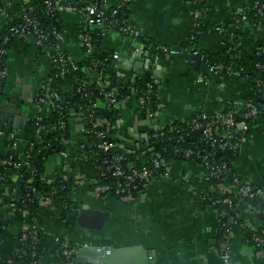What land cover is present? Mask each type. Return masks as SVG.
<instances>
[{"label": "crops", "instance_id": "1", "mask_svg": "<svg viewBox=\"0 0 264 264\" xmlns=\"http://www.w3.org/2000/svg\"><path fill=\"white\" fill-rule=\"evenodd\" d=\"M0 1L3 2L0 10L2 35L3 30L6 34L8 26L21 18L24 7L33 10L36 0ZM118 1L103 0V6H113ZM254 2L256 0H209L203 20L206 28L201 31L197 44L189 46L192 20L190 7L185 0H132L130 20L140 29L142 37L132 36L120 29L104 36L103 48L119 54L120 59L114 64L125 81L134 75L139 77L146 70L155 76L160 103L157 122L162 126L177 120H188L201 111L216 115L230 108L238 109L247 97L259 95L257 87L235 72L209 75L206 71L208 58L204 52L219 53L224 50L223 44L230 41V36L241 34L244 41L239 43L240 55H251L264 39V34L254 23L247 21L237 24L233 18ZM60 17L63 49L72 59L81 60V28L95 31L98 27L87 24L78 12L64 10ZM218 24L228 25L223 37L214 30ZM156 44L170 50L179 48V51L158 57L153 52ZM48 51H41L34 38H14L6 49L8 77L0 98V109L11 104L7 98L23 91L33 99L29 106H23L26 124L21 131L12 132L20 141L15 152L19 159L27 153L30 139L37 140L40 134L47 135L42 131L37 135L26 129L31 120L49 114L48 109L38 106L34 99L49 76ZM198 52L202 54L203 63L199 71H194L190 55ZM133 64L144 66V69L140 71L141 68H137L133 72L129 67ZM203 76L205 80H201ZM61 90L65 97L71 96L69 80L64 81ZM139 107L138 97L133 96L126 98L116 109L118 119L114 122V129L120 140L127 144L134 141L137 133L145 130ZM263 107L264 102L261 104ZM6 110L12 109L8 106ZM6 118L9 121L13 119L12 124L18 125L15 115H6ZM75 119L70 124L71 139L66 147L68 159L56 153L48 157L45 163L44 176L48 181L61 176L72 179L70 198L73 207L67 219L68 227L58 221L55 203L47 204L41 213L43 264L70 263L62 256L55 242L57 236L68 239L76 251L83 246L111 249L141 246L153 253L156 264H222L218 253L221 224L218 212L213 206L201 203L194 190V187L204 186L207 178L201 164L195 161L173 162L168 170L169 175L157 177L136 201L125 203L112 197H95L91 186L99 177L100 170L88 162L85 147L80 146L84 138L79 128L82 124ZM254 125L234 161L241 178L261 189L264 198V118L256 120ZM6 127L7 124L4 131ZM135 129L136 133H133ZM8 142V137L0 135V154L5 155L9 150ZM17 189L15 176L7 183L0 181L1 202H11ZM84 204L110 214L102 230H92L86 234L78 224V211ZM237 208L242 224L232 228L231 264H264V256L255 253L244 232V228L261 230L264 236L263 211L259 207L252 208L251 204L242 200L237 201ZM5 220L8 225L0 231V257L10 258L20 248L19 238L24 232L26 218L17 213L5 215Z\"/></svg>", "mask_w": 264, "mask_h": 264}, {"label": "built area", "instance_id": "2", "mask_svg": "<svg viewBox=\"0 0 264 264\" xmlns=\"http://www.w3.org/2000/svg\"><path fill=\"white\" fill-rule=\"evenodd\" d=\"M80 1L82 0H46L45 4L47 5L49 12L57 11L60 13L64 10L78 12L83 16L87 24H96L104 22L106 17V11L104 9L99 8L97 5L94 4H89L87 6L79 8L77 6V3ZM131 1L132 0H124V2L128 3H130ZM256 3L254 2L252 5L255 6ZM30 11L31 8L24 7L23 14L21 16L22 20L19 23L8 26L2 44H9V42L13 38L24 40L27 38H34L37 43V46L40 48L41 51L45 49L49 50L46 53L49 66L53 62V60H58V62L60 63L59 66L61 69L62 78L64 79V81L69 80L72 86V93L69 97L75 96V94L78 93L82 94L84 98H89V92L92 89V85L95 84L96 88L100 90V94L103 95V102L105 104L104 108L107 110H116L122 103L119 100L120 87L112 84L110 75L102 71L96 73L94 75V79L89 82L79 81L76 77L73 76V72L78 70V66L76 65V63H74V61L71 60V58L59 56V58L53 59V53L61 52V50H63V46H61L60 43L61 41L63 42L62 31L52 25H47L44 27L37 18L32 17L30 15ZM116 13L117 11L113 12V14ZM194 17L196 19L202 17L200 11H194ZM235 21L237 24H241L242 22L244 23L249 21V18L246 14H240V18ZM224 26V24H218L214 28L215 32L221 37L225 36L226 34V31L224 32ZM255 27L259 28L264 34V20L256 23ZM121 29H123V31H125L127 34H130L135 37H140L142 35L140 29L136 27V25L133 23L126 24L125 27ZM80 39L87 48V54H92L94 52V46L91 36L89 34L81 33ZM262 41H264V39ZM225 46L226 44H223L224 48ZM239 46L240 44L235 45L238 51L240 50ZM159 49L164 52L162 56L171 54V50L164 46H156L154 47L153 51ZM227 53L231 55V49H227ZM5 55L6 49L0 50V61L1 58ZM111 57L114 61L120 59V56L117 53L112 54ZM240 59L241 55L239 53L233 54V62L231 66H228L227 68H225L222 64L215 65L209 63V61L206 60V71L209 75H216L222 72H226L227 74L235 72L238 73L240 76H243L244 80L252 82V79H250L248 75L243 74L244 69L242 68ZM6 77H8L6 66L5 68L0 66V86L1 81ZM136 78H138L137 75L131 76V79L125 82L134 83ZM152 79L154 80V82H156L155 76H152ZM205 79V76L201 78V80ZM50 85L51 84H45L39 91L38 96H34L37 105L41 107H46L49 111L47 117L41 116L39 118H35L37 120V126L31 131H34L37 135H39L40 131L46 134H50L55 132L56 130H64L66 128H69L70 130V124H67L62 119H59V121L54 120V102L60 101L61 96L56 90L50 92ZM147 87L149 88L148 93L150 94L152 91V86L147 85ZM263 89L264 83L262 84V86L258 85V94ZM135 96L137 97V95ZM138 99L140 101V108L144 109L146 98L142 97ZM260 99H262L264 102V93L260 97ZM86 106L80 107V110H82V112H79L77 114L82 120L81 124L83 126V129H81V134L84 137L82 141L85 142V145L90 147V150L85 151L88 162H90L100 170L99 177L92 182L91 186L92 194L95 197H112L125 203L136 201L139 196L145 192V190L152 183V181L157 178V176H154V171L148 169L146 166L141 169L132 170L130 172L126 171V167L124 168L123 166V161L126 159V156L133 153V148L135 147H140L141 149H143L139 160L146 164L150 163L151 165H153L155 170L160 169L161 166H164L165 173L161 176L169 175V167L174 161L167 160L159 152H156L153 148L154 142H158V140H160V137L164 135L163 129L165 126H167H162L157 122V115L160 106L158 107L156 112H147L146 117L141 118L145 130L137 133L136 137H134V141L131 144H127L125 141L120 140L117 133L112 132L114 122L104 117L102 113H100V110L97 112L98 104L95 101H93L90 105ZM84 107L87 108L86 111L83 110ZM259 118H264V107H258L257 105H255L252 99L244 101L243 105L238 109L230 108L216 115H209L201 111L199 112V114H196L194 117H191L186 121L190 122L189 124L192 131L202 132L203 141L208 143V147L210 146L212 150L204 154L201 150L195 147L188 149H180L177 150L176 153L181 154L187 160L192 158L199 164H201V167L206 173V177H217L222 172L231 171L232 168L236 170L235 161L232 157H229L228 159L230 161L229 164L233 166L232 168L229 167L227 162H223L221 165H217L215 160H212L215 154L214 150L221 151V153L225 154L227 152H231L233 155L237 154L239 151H241L243 143L247 141L248 137L250 136L251 132L255 127L254 123ZM149 132H152V134H148ZM179 132H181V130L177 129L176 133ZM133 133H136V129ZM0 135L9 138L7 149L16 152L20 144V141L16 137V135L14 133H10L7 135L3 129H0ZM87 135L94 136L95 142H87ZM41 136L42 134L39 135L37 140L30 139L28 146H30L31 141L39 142ZM180 140L185 141V137L182 133L180 134ZM63 144L65 146V149L61 151L60 154L64 159L67 160L68 154L66 152V147L70 144V141L65 140ZM100 154L106 156L105 158H101V164L103 167L98 164V162L100 161L98 158ZM2 157L3 156L0 155V165L13 167L14 169L20 168L19 164H15L11 161V159L13 158L12 156L7 157L10 160ZM20 160L22 166L28 165L27 154H25V156ZM240 177L241 176L237 171V174L233 176L232 179H227V181L224 183L212 186L210 188V191L217 192L219 194H231V188H233L235 194L238 195L242 201H245L246 203L250 204L251 200L255 196L262 195V190L259 189L257 186H254L252 183L241 179ZM63 178L71 180L72 184L71 178ZM110 178H114L116 182L113 184L107 182V180H109ZM10 179H12V177H10L9 179H6L5 177H0V181L2 183H7L10 181ZM43 180H46L50 183H53L55 181H48L45 176H43ZM17 188V190L19 191L18 185ZM17 193L14 195V198L11 200V202L7 204L2 203L0 200V218L3 217L5 219V215L13 216L17 213L23 214V216L26 218V222L24 224V232H26L30 227V223L28 222V210L18 207L20 200H18L17 198ZM40 200L43 206H46L50 202L53 203L51 199L44 196H41ZM215 203L216 202H214L213 204ZM223 203L232 206V201L229 198L224 199ZM220 216L228 217V221L223 222L220 219L221 227L226 228V234L224 236L225 239L219 245L218 253L221 258L222 264H231L230 238L232 228L234 227H232L231 224L235 222V217L228 215L226 211H223ZM33 226L34 228H39V222L35 219L33 220ZM33 239L34 245H42V238L37 237V232L34 233ZM255 241L262 242L264 244V241H261L259 238H255ZM55 242L57 245H59L60 248H62V256L70 262L74 261V254L76 250L70 243V241L68 239H64V237L62 236H57L55 238ZM19 243L20 248L16 251L13 257H0V263L20 264L16 263V260H27V248L24 246V242L22 239H19ZM255 253L260 256H264V248L256 251ZM32 256L34 258H37L32 264H43L42 252H39L38 254L36 252H33Z\"/></svg>", "mask_w": 264, "mask_h": 264}, {"label": "trees", "instance_id": "3", "mask_svg": "<svg viewBox=\"0 0 264 264\" xmlns=\"http://www.w3.org/2000/svg\"><path fill=\"white\" fill-rule=\"evenodd\" d=\"M190 7L191 10V24H192V33L191 39L188 44H197L201 31L206 28V25L203 26L204 16L207 12V4L209 0H185ZM1 2V1H0ZM46 0H36L33 3V10L30 11V15L32 17L37 18L42 25L45 27L47 25H52L61 30V12H49L47 5L45 4ZM99 2V3H97ZM132 2V1H131ZM131 2H124V0H119L113 6H103V0H82L77 3L79 8L87 6L89 4L97 5L99 8H102L106 11V17L103 23H96L98 27L97 30L91 31L85 27L81 28L80 34H89L93 41L94 52L92 54H87V48L82 43V55L83 58L81 60H74L70 57L66 50H61V52L53 53V59L59 58V56L71 58L74 63L78 66V70L73 72V76L76 77L79 81H91L94 79V75L99 72H106L110 75L112 84L119 86L120 102L126 100V98L133 97L137 95L138 98H146L144 109L139 107L140 117L145 118L147 112H156L158 107L160 106L159 99L157 96L159 85L154 82L152 79V75L148 70L142 72L138 78L135 79L134 83H126L125 79L119 74V69H117V65L114 64V60L112 59V54H114L110 50H106L103 48V39L105 35H109L114 31H119L121 28L125 27L126 24H132L130 20L131 16ZM257 2V3H256ZM255 6L251 5L246 7L240 13H238L233 19L235 20L240 18V14H246L249 18V22L251 24L263 21L264 20V0H256ZM3 6V2L0 3V7ZM114 11H117L116 14H113ZM194 11H200L202 17L196 19L194 17ZM22 20L19 19L17 22L13 24L19 23ZM242 24V23H241ZM224 32L227 30L228 25L224 24ZM5 34V30H3L2 35H0V50L7 49L8 44L3 45V36ZM142 37V36H141ZM230 41L226 42V46L223 51L219 53H209L204 52L207 55L208 61L211 64L219 65L222 64L225 68L231 66L232 64V55L233 54H241L235 47L236 44L243 43L244 39L241 34H234L230 36ZM14 39V38H13ZM11 39V40H13ZM51 43V41H50ZM58 43V42H57ZM62 46V41L60 42ZM156 46H163L156 44ZM165 47V46H164ZM227 49H231V55L227 53ZM154 54L158 55V57L162 56L164 52L159 49L153 51ZM60 54V55H58ZM242 55V54H241ZM241 65L244 75H248L250 79H252L253 84L256 86H262L264 83V41L260 42L256 46V50L249 56L243 57L241 56ZM118 63V62H117ZM58 60H53V62L49 66V76L44 80L45 84L50 85V92L57 91L61 99L60 101H55L54 103V111L53 117L55 121H59L62 119L67 124H71L72 113H81L80 107L90 105L93 101L98 104L97 112L100 110V113L108 120L115 122L118 118L116 110H107L104 107L103 95L100 94V90L96 88L95 84L92 85V89L90 90L89 98H84L82 94H75L72 97H65L62 94L61 87L64 83V79L61 76V69L59 66ZM0 66L5 68L6 66V57L3 56L0 61ZM220 74H226V72H222ZM7 77L1 81L0 86V98L4 94V89L6 86ZM147 85L152 86V91L148 93ZM256 86V87H257ZM264 93V89L254 97L249 96L246 98L252 99L258 107H261L263 100H259V96H262ZM41 94V93H40ZM45 94V93H44ZM245 100V101H246ZM88 107V106H86ZM86 107L83 108L86 111ZM199 114V113H197ZM196 115V114H195ZM194 115V116H195ZM192 116V117H194ZM197 117V116H196ZM190 122L188 121H174L170 125L164 127L163 132L164 135L160 137L158 142H154L153 148L156 152H159L164 158L167 160H172L174 162L181 161H195L194 159L187 160L181 154H177L176 151L180 149H188L197 147L204 154L208 153L212 150V148L208 147V143L203 141L202 132L201 131H192L190 127ZM37 126V120H31L28 124L26 131H31ZM179 129L181 132L176 133V130ZM112 132H115L114 127H112ZM183 134L185 137V141L180 140V134ZM148 134H152L149 132ZM87 142L93 143L95 142L94 136L87 135ZM71 139L69 128L64 130H56L53 133L43 135L40 137L39 142L31 141L30 146L27 147V155H28V165L25 166L23 171H20L22 167L21 160L16 156H12L11 161L13 163L19 164L18 169H14L13 167H7L0 165V177H5L9 179L10 177H16V183L19 186V191L17 193V198L20 200L18 204L19 208L28 210V222L30 223V227L26 232H23L19 239H22L24 242V246L28 251V258L26 261L16 260V263L20 264H32L37 258L33 257V252L37 254L39 252H43V246L41 244L34 245L33 235L37 232V237L42 238L43 231L41 228L42 219L41 213L45 210L46 206H43L41 203V196L47 197L56 204V209L59 215L58 221L60 223H64L65 226L68 227L69 223L67 219L69 217V213L72 211L73 202L70 198V192L72 190L71 180H67L63 177H58L53 183L47 182L43 180V176L45 173V163L48 157L55 155L56 153H60L65 149L63 142L65 140ZM203 142V143H200ZM9 143V142H8ZM7 143V145H8ZM84 142L80 143L82 148L85 147V150H90V147L85 145ZM143 149L140 147L133 148V153L126 156V159L123 161V166L126 167V171L130 172L132 170L141 169L143 167H147L148 169L154 171V176L160 177L165 173L164 166H161L160 169L155 170L153 165L150 163L146 164L139 160ZM215 154L212 160H215L217 165H221L223 162H227L229 167L230 161L229 157L236 158L240 151L233 155L231 152L221 153V151L214 150ZM2 158L8 159L5 155ZM106 157L103 154L99 155V162L101 164V158ZM111 157V156H109ZM10 160V159H8ZM197 162V161H195ZM198 163V162H197ZM103 167V166H102ZM237 174L235 169H231L229 172H222L217 177H207L203 184L204 186H200V188H195L196 195L201 203L205 205L213 206L217 212L219 218L223 222L228 221V217H221L220 214L223 211H226L228 215L235 217V222L231 224L233 227L235 224H242L238 208L237 201L241 200V198L236 194H219L217 192H211L210 188L217 184H221L227 181V179H232L233 176ZM241 178V177H240ZM242 179V178H241ZM107 182L113 184L115 183L114 178H110ZM205 198V199H204ZM229 198L232 201V206L229 204H224L223 200ZM215 204H213L214 202ZM252 208L259 207L263 211L264 215V200L262 195L255 196L250 202ZM37 220L39 222V228H34L33 220ZM8 225V222L2 217L0 218V231L2 232L4 228ZM244 232L249 241L250 247L254 249V251L261 250L264 248V244L262 242H256L255 238H259L261 241H264V236L262 235L261 230H251L249 228H244ZM226 234V228H222L220 224V244L225 239L224 236ZM65 239V238H64ZM219 244V245H220ZM62 248H60L61 251Z\"/></svg>", "mask_w": 264, "mask_h": 264}, {"label": "water", "instance_id": "4", "mask_svg": "<svg viewBox=\"0 0 264 264\" xmlns=\"http://www.w3.org/2000/svg\"><path fill=\"white\" fill-rule=\"evenodd\" d=\"M78 1V0H76ZM99 3V2H97ZM171 51H179V48H172ZM190 60L193 62L192 69L194 71H199L201 69L203 59L201 53H191ZM131 70L133 72L137 71V68H141L140 71L144 69V66L133 64ZM10 98V97H9ZM21 98V99H20ZM27 99V100H24ZM11 100L7 98L9 105H4L0 109V129L4 130L5 124H7L5 133L8 135L15 131H21L24 124H26V112H24L23 106H29L33 103V99L28 97V93L23 91L19 95L11 96ZM8 106L11 107L10 110H6ZM15 115V122L8 120L6 115ZM72 117L76 118V122H81V118L75 112L72 113ZM83 129L82 125H79ZM15 152L9 150L6 152V157L14 156ZM25 166L20 168L23 171ZM125 168V167H124ZM110 214L108 212H101L91 208L89 204H84L78 211V216L76 221L85 230L86 234H90L92 230H102L105 223L108 221ZM69 264H156L152 252L144 250L141 246H132L125 248H100L83 246L74 254V261Z\"/></svg>", "mask_w": 264, "mask_h": 264}, {"label": "flooded vegetation", "instance_id": "5", "mask_svg": "<svg viewBox=\"0 0 264 264\" xmlns=\"http://www.w3.org/2000/svg\"><path fill=\"white\" fill-rule=\"evenodd\" d=\"M9 100H10V102H12L13 103V101L11 100V97L10 98H8Z\"/></svg>", "mask_w": 264, "mask_h": 264}]
</instances>
